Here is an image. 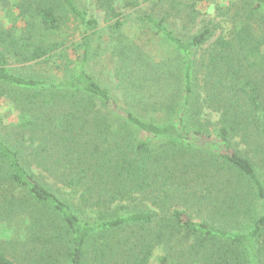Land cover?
<instances>
[{
    "label": "trees",
    "instance_id": "obj_1",
    "mask_svg": "<svg viewBox=\"0 0 264 264\" xmlns=\"http://www.w3.org/2000/svg\"><path fill=\"white\" fill-rule=\"evenodd\" d=\"M94 1L122 67L141 62L132 104L152 118L84 69L98 23L79 1L14 0L17 23L0 20V99L17 115L0 120V264H264V0ZM201 1L223 18L200 19ZM129 11L174 59L148 67L127 51ZM67 18L81 42L62 33ZM10 62H58L63 76Z\"/></svg>",
    "mask_w": 264,
    "mask_h": 264
},
{
    "label": "rangeland",
    "instance_id": "obj_2",
    "mask_svg": "<svg viewBox=\"0 0 264 264\" xmlns=\"http://www.w3.org/2000/svg\"><path fill=\"white\" fill-rule=\"evenodd\" d=\"M77 1L80 2L79 4L81 7L85 8L98 23L96 33L91 35L89 39V53L87 61L84 63V69H86L100 85L109 88L110 93L121 106L150 120L153 114L151 108H143L141 103L138 105L136 103L132 104L133 100L140 99V84H142L141 75L143 73V67H139L141 66V62L136 65H131L130 67H122L123 62L121 59L124 57V54H121L118 50V48L122 46L119 41V35L104 21L102 10L96 6L94 0ZM213 1L221 6L220 10L229 3V0ZM13 2L14 0H7V3L0 7V20L5 27L17 23ZM140 8L142 12H151V7H149L147 3L142 4ZM197 8L203 14L200 19L212 17L217 21L223 18L220 14L221 11L215 9V4L213 3L201 1L197 3ZM127 13L122 33L125 36L124 38H127L132 43L131 47L127 49L128 52L134 55L145 54L147 56L148 67L151 66L152 63H158L164 59H167L169 62L171 59H174L173 47L167 40L159 35H155L150 28L143 24L139 19V17H141L140 15H137L133 11ZM62 33H65L73 42L80 41L81 28L77 23L72 22L70 18H67L65 23H63ZM81 53V49H78L76 55L80 56ZM134 55L132 57H134ZM70 60V70L66 69L67 73L64 74L72 75L79 69V60L73 54L70 55ZM57 64L60 63L45 64L34 62L21 65L10 62L8 68L11 72L24 77L53 80L63 76L62 70L56 68ZM144 69L148 71V68L144 67ZM128 74H131L130 80L127 79ZM205 117L210 120L216 119L215 114H209ZM16 118V111L9 100L2 97L0 99V120L3 124H7L16 121ZM155 121L163 122L160 117L155 118Z\"/></svg>",
    "mask_w": 264,
    "mask_h": 264
}]
</instances>
